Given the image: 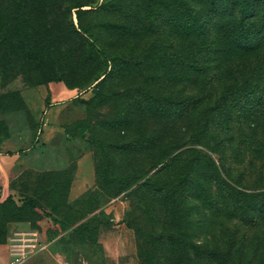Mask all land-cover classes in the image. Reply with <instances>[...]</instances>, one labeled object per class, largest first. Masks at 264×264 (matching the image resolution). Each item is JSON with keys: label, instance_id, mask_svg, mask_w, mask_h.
<instances>
[{"label": "rangeland", "instance_id": "374dc122", "mask_svg": "<svg viewBox=\"0 0 264 264\" xmlns=\"http://www.w3.org/2000/svg\"><path fill=\"white\" fill-rule=\"evenodd\" d=\"M178 12L0 0V144L21 156L0 189L9 264L17 249L20 264H110L107 248L135 264H264V21L245 20L243 54L219 63ZM190 162L204 181L181 186Z\"/></svg>", "mask_w": 264, "mask_h": 264}, {"label": "trees", "instance_id": "16d2710c", "mask_svg": "<svg viewBox=\"0 0 264 264\" xmlns=\"http://www.w3.org/2000/svg\"><path fill=\"white\" fill-rule=\"evenodd\" d=\"M264 0H175L179 10V27L177 31L182 36H191L197 40H208L206 53L216 62L225 63L243 54V29L245 20L264 21V9H260ZM248 7L250 12L245 10ZM79 11L82 6L76 7ZM102 9L113 12L111 4H102ZM256 19V20H254ZM82 33L92 40V35L88 30L82 28ZM254 29L248 34V38L253 43ZM264 39V27L259 30ZM263 42V40H262ZM107 61V59H106ZM108 61L115 63L117 57H110ZM185 66L184 62H180ZM189 68V66H187ZM113 68H109V73ZM104 72L98 76L95 82H101ZM184 173L180 177L181 186L200 185L203 170L199 162H190L184 165ZM216 182V181H214ZM200 189L197 190L199 193Z\"/></svg>", "mask_w": 264, "mask_h": 264}, {"label": "crops", "instance_id": "0c3cea01", "mask_svg": "<svg viewBox=\"0 0 264 264\" xmlns=\"http://www.w3.org/2000/svg\"><path fill=\"white\" fill-rule=\"evenodd\" d=\"M21 156L19 152L8 148V144L2 142L0 144V189L7 187L9 183L16 177L19 171V163ZM22 229L23 226H17ZM126 252H121V249H110L107 248V257L109 258L110 264H135L123 260L127 257ZM10 258L6 253L5 247L0 246V264H9Z\"/></svg>", "mask_w": 264, "mask_h": 264}, {"label": "built area", "instance_id": "2783aa9c", "mask_svg": "<svg viewBox=\"0 0 264 264\" xmlns=\"http://www.w3.org/2000/svg\"><path fill=\"white\" fill-rule=\"evenodd\" d=\"M31 248L33 246H30ZM17 248V247H15ZM20 248V247H19ZM18 252L15 253V261L17 264H20L22 261H24V259L26 258V255L24 254V252H21V249H17Z\"/></svg>", "mask_w": 264, "mask_h": 264}]
</instances>
